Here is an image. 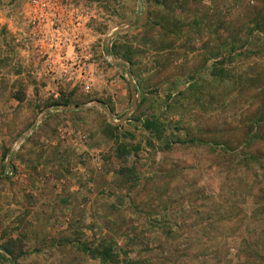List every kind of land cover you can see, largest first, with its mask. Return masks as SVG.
<instances>
[{"label": "rangeland", "instance_id": "rangeland-1", "mask_svg": "<svg viewBox=\"0 0 264 264\" xmlns=\"http://www.w3.org/2000/svg\"><path fill=\"white\" fill-rule=\"evenodd\" d=\"M106 250L264 264V0H0V264Z\"/></svg>", "mask_w": 264, "mask_h": 264}, {"label": "trees", "instance_id": "trees-1", "mask_svg": "<svg viewBox=\"0 0 264 264\" xmlns=\"http://www.w3.org/2000/svg\"><path fill=\"white\" fill-rule=\"evenodd\" d=\"M9 246H4L1 250L8 255L10 258H14L15 256V251L14 248L17 247L16 242H12L11 244H8ZM86 251L89 252V249L86 248ZM100 261L102 262V264H107V261H114L113 257L111 255V251L110 250H106L104 255L100 257Z\"/></svg>", "mask_w": 264, "mask_h": 264}, {"label": "water", "instance_id": "water-1", "mask_svg": "<svg viewBox=\"0 0 264 264\" xmlns=\"http://www.w3.org/2000/svg\"><path fill=\"white\" fill-rule=\"evenodd\" d=\"M147 4H146V10H147ZM147 16H148V14H147V11L145 12V14H144V17H143V19L145 20V19H147ZM132 28V26L131 25H129V26H127V27H124V28H121L120 30H118L117 31V33L116 34H120V33H122V32H126V31H128V30H130ZM130 86H131V92H132V95H133V107L135 108L136 107V105H137V103H136V96H135V92H134V89H133V86H132V83H130ZM78 109H86V108H78ZM63 110H73V108H63Z\"/></svg>", "mask_w": 264, "mask_h": 264}, {"label": "crops", "instance_id": "crops-1", "mask_svg": "<svg viewBox=\"0 0 264 264\" xmlns=\"http://www.w3.org/2000/svg\"><path fill=\"white\" fill-rule=\"evenodd\" d=\"M65 203H66V202H64V201L62 202V204H65Z\"/></svg>", "mask_w": 264, "mask_h": 264}]
</instances>
